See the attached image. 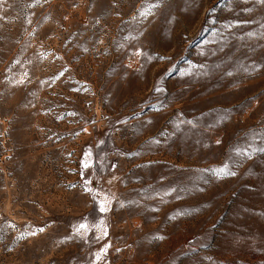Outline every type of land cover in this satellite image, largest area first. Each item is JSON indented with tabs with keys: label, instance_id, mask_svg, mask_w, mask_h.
Listing matches in <instances>:
<instances>
[{
	"label": "rangeland",
	"instance_id": "374dc122",
	"mask_svg": "<svg viewBox=\"0 0 264 264\" xmlns=\"http://www.w3.org/2000/svg\"><path fill=\"white\" fill-rule=\"evenodd\" d=\"M0 264H264V0H2Z\"/></svg>",
	"mask_w": 264,
	"mask_h": 264
},
{
	"label": "snow or ice",
	"instance_id": "6c2138e0",
	"mask_svg": "<svg viewBox=\"0 0 264 264\" xmlns=\"http://www.w3.org/2000/svg\"><path fill=\"white\" fill-rule=\"evenodd\" d=\"M0 2H2V0H0ZM137 54H139V53H137ZM86 167L88 166V165H85ZM224 174H226V175H234V173H230V172H224ZM101 211H104V209L103 208H101ZM81 227L82 228H86L87 226L86 225H81Z\"/></svg>",
	"mask_w": 264,
	"mask_h": 264
}]
</instances>
